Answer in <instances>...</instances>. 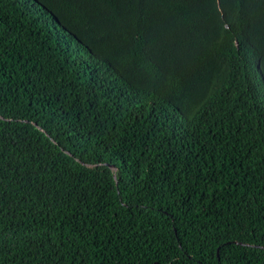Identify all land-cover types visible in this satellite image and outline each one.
I'll use <instances>...</instances> for the list:
<instances>
[{
  "label": "trees",
  "instance_id": "trees-1",
  "mask_svg": "<svg viewBox=\"0 0 264 264\" xmlns=\"http://www.w3.org/2000/svg\"><path fill=\"white\" fill-rule=\"evenodd\" d=\"M0 264H264V0H0Z\"/></svg>",
  "mask_w": 264,
  "mask_h": 264
}]
</instances>
